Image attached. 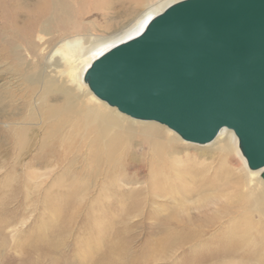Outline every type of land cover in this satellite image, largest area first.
<instances>
[{"label":"bare ground","instance_id":"6f19581e","mask_svg":"<svg viewBox=\"0 0 264 264\" xmlns=\"http://www.w3.org/2000/svg\"><path fill=\"white\" fill-rule=\"evenodd\" d=\"M172 4L143 14L69 68L59 52L60 65L40 58L24 71L21 62L19 75L0 70V264H114L128 254L131 217L149 231L131 264L164 262L185 247L171 264H264V181L253 179L264 169L238 171L235 155L247 164L234 134L221 129L210 145L215 155L198 163L161 127L128 120L83 93L91 63ZM15 202L18 210L10 209ZM30 203L38 214L32 230L12 241V228L26 220L19 210ZM82 211L87 231L77 245L87 242L67 257L54 241ZM105 233L109 241H90Z\"/></svg>","mask_w":264,"mask_h":264},{"label":"water","instance_id":"95a60500","mask_svg":"<svg viewBox=\"0 0 264 264\" xmlns=\"http://www.w3.org/2000/svg\"><path fill=\"white\" fill-rule=\"evenodd\" d=\"M83 82L120 114L191 144L230 130L248 169H264V0L172 4L94 60Z\"/></svg>","mask_w":264,"mask_h":264},{"label":"rangeland","instance_id":"374dc122","mask_svg":"<svg viewBox=\"0 0 264 264\" xmlns=\"http://www.w3.org/2000/svg\"><path fill=\"white\" fill-rule=\"evenodd\" d=\"M178 1L179 0H0V70H4L1 72V75L7 72H11L10 74L12 75H19L17 66H19L21 62L24 71V68L31 69L36 65L40 58L43 60L44 66L53 64L60 65L62 61L60 53L67 55V67L69 68L73 65L74 60L84 58L85 53H87L85 57L93 53L99 43L126 31L128 26L135 23L143 14L149 11H157L162 9L165 5L174 4ZM83 69L84 65H81L77 72L81 74ZM82 90L87 99H95L103 103L108 109L117 112L116 109L110 108L104 102L95 98L83 81ZM117 114L128 120L135 121L136 123H153L161 127L163 131L174 140L179 150L184 154L188 153L191 155L190 157L194 158V161L198 163L209 162L211 160L210 158L215 155L214 150H212L214 147L210 145H212L218 136L206 145L191 144L183 141L177 134L163 125L154 122L133 120L119 112H117ZM228 133L233 134L232 131L225 130V134ZM234 158L239 165L238 171H240L243 176H246L249 173L247 166L244 167L236 155ZM254 178L263 182L260 175H253V179ZM48 185V182H46L44 187ZM17 202L11 204L9 208L18 210L17 208L19 207ZM19 211L23 212L21 213L25 215L26 220L18 223L12 228L10 235L12 233L15 234L13 239L10 236L12 241L17 240L21 233L29 230L38 216V214L33 211V204L31 203L27 204ZM100 213V211L96 212L97 215H100ZM83 214L84 211L79 213L76 222L65 239L58 236L54 241L61 246L59 251L64 253L67 257H74L76 253L75 247L81 246V244L87 242L86 239H83V241L77 245V239L81 236H85L83 234H86L85 232L87 231V227L81 224ZM52 215L54 216V214ZM102 220L105 224H108L109 217H103ZM138 221H140V218H129L128 225L125 229L130 235L129 237H131L132 242L129 245L128 254L122 255L114 264H131L142 254L141 247L147 242V234L149 231L147 225L141 228L135 227V224L139 223ZM91 227H93V225H91ZM114 227L115 225L111 228ZM31 230L32 229L27 233L31 232ZM99 238L109 241L111 236L106 233L105 235L94 234L90 241H95ZM189 249V247H185L172 255L169 260L151 264H171L181 257L182 253H188ZM89 250L92 253L94 252V249Z\"/></svg>","mask_w":264,"mask_h":264}]
</instances>
